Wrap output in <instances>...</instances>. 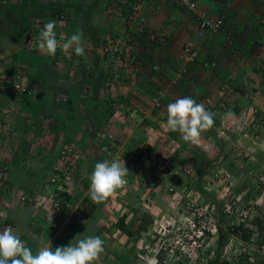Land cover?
<instances>
[{"label": "crops", "instance_id": "obj_1", "mask_svg": "<svg viewBox=\"0 0 264 264\" xmlns=\"http://www.w3.org/2000/svg\"><path fill=\"white\" fill-rule=\"evenodd\" d=\"M12 1L19 3L21 0H7L9 5ZM73 1L77 5L67 2L61 5V11L65 9L66 14H70L68 17L73 16L67 35L62 33L65 41L76 32L83 34L85 22L79 8L83 11L91 9L90 24L96 30L93 46L83 34L85 52L82 56L72 53L74 62L81 65L79 70L84 65L91 66V69L95 64L100 66L99 80L110 81L114 74L108 72L112 68V59L104 62L99 59L104 53V45H109L121 54L120 58L115 56L113 63V68L120 69L121 83L116 87H105L103 82L100 86L95 82L98 94L84 96L86 105H83L79 95L68 94L73 73L64 76L58 68L51 70L55 62L45 57L38 47L29 53L2 34L7 29L2 27L3 9L0 10V232L5 228L13 229L34 254L49 241L55 250L83 234L99 236L104 241L105 251L96 264H138L140 256H146L131 252L122 228L131 232L130 217L141 219L144 216L147 223L153 214L151 211L149 214L145 206H132L136 202L143 206L139 201L142 195L149 193L144 176L145 163L158 157L169 162H182L184 159L180 157L185 155L188 159L198 148L184 142L179 133L163 127L167 106L185 96L204 105L210 95L223 98L234 82L239 88L234 97L241 101L238 111L251 110L249 95H264V84L260 85V81L264 82V9H257L256 0H232L220 4L196 0V10L189 12L175 0H145L137 24L148 28V21L153 20L163 43L156 54L160 57L157 61L160 69L153 73L147 67H139L137 56L141 50L134 54L129 49L132 46L126 45L122 34L126 25L113 14L119 10V17H122L121 6L127 0H115L118 3L116 10L113 5H107L112 0ZM220 15L227 17L225 26L199 40L201 54L198 62L189 66L180 53L184 44L196 45V18H217ZM132 48L139 49L137 46ZM128 59L131 63L135 60L133 67ZM63 60L70 59L59 57V62ZM17 70L24 86L31 90L28 95L11 91L10 73ZM19 70L25 76L22 74L21 77ZM249 88L252 89L250 93ZM220 89L224 90L223 93ZM159 91L165 96L160 107L154 108L151 102ZM59 95H67L69 102L60 100ZM241 97L246 98L241 100ZM62 102L68 104L59 108L62 104L57 103ZM92 102H96L97 107ZM68 139L73 141L77 155L73 163H68L69 169L64 170L67 174L59 175L62 181L59 187L58 183L48 180L56 174L49 168L50 153L61 149ZM212 147L213 151H223L218 145ZM176 152L180 156H176ZM104 159L124 160L129 172L126 177L128 187L117 189L105 202L94 204L89 196V177L95 164ZM141 168L143 174L139 171ZM73 179L80 182L81 189L71 188ZM55 189L63 190L68 196L66 205L58 210L49 203L55 196ZM152 192L155 193L156 189ZM22 195L29 201H22ZM122 219V226L114 230L113 226ZM114 231L116 236L119 233V240L114 239Z\"/></svg>", "mask_w": 264, "mask_h": 264}, {"label": "rangeland", "instance_id": "obj_2", "mask_svg": "<svg viewBox=\"0 0 264 264\" xmlns=\"http://www.w3.org/2000/svg\"><path fill=\"white\" fill-rule=\"evenodd\" d=\"M49 1L51 0H36L43 7L47 6V9L43 10L42 14L37 13V11H31L32 13L26 12L21 15V27L26 32H24L25 35L21 42L19 44L15 43L18 45L17 47L27 49L29 53L35 47H38L39 29H42L43 25L49 21L56 22L54 31L57 34L58 42L67 41H65V36L62 33L67 35V27L72 25L73 16L68 17L70 14L67 15L66 11H64L65 9L61 11V5L66 2L73 5H77V3L73 0H60L57 3ZM127 1L122 3L121 8L125 9L127 6L131 8L137 2L141 7L145 0H129L130 3ZM6 3H8L7 0H0V10L3 9L4 11ZM175 3L188 11L191 9L182 0H175ZM256 3L259 5L257 9L263 11L264 0H256ZM50 4L51 6H49ZM28 5L31 4L28 3ZM107 5L109 7L113 5L114 10H116L118 3L112 0ZM63 11L65 12L64 16L62 15ZM140 11L141 9L139 8L137 13L133 15L134 17L132 16L135 22H131V20L128 24L124 22L126 26L125 31L122 33L124 34L123 38H125L126 45L132 47L136 46V44H129L131 39L129 33L139 32L138 29L141 28V25L137 24V16ZM113 14L118 19L121 18V22H123L124 16L119 17V10ZM148 22L149 27L145 28L144 25L141 29L151 33V37H160L156 26H154L156 23H153V20ZM2 27L8 30L4 22ZM109 38L112 37L110 36ZM11 42H13V39ZM28 42L33 44L27 46L26 43ZM191 44L195 45L194 43ZM107 47L110 46L107 45ZM132 47L129 49L134 51V54H137L139 50H141V53L143 52L144 47L137 46L139 49L136 48L134 50ZM111 50L114 51V48H111ZM117 52L119 53V51ZM72 53L74 51L65 53L58 48L55 56L47 54L44 56L52 58L55 62V64L51 65L54 66L50 68L51 70L58 68L64 76H67L68 73H73L68 87V94L79 95L81 97L79 100L82 101L83 105H86V101L83 100L85 99L83 98L84 96L93 95V91L98 94V87L95 88L94 84L99 82L98 86H100L101 82H103L98 78L100 76L99 70L102 68L95 64L92 69L91 66L87 67L84 65L79 70L81 65L79 66L76 60L74 62ZM120 55L114 56L117 58L119 56L120 58ZM59 57H67L70 60L59 62ZM109 58L104 60L112 59V65L110 66L109 64L112 68L108 72L112 71L117 76L112 74L113 77L110 81L106 80L103 85L105 87H116L121 83L120 69L117 66L114 67L115 69L113 68L115 57ZM198 58L199 56L189 65L198 62ZM99 59L101 61V58ZM72 61L74 62L73 65L70 64ZM134 62L135 60L132 63L129 61L131 67H133ZM20 71L21 77L22 74L25 76ZM105 73L103 72V75ZM16 74H18V70ZM89 74L90 78H87ZM21 83L24 85L23 81ZM263 84L264 82L260 81V85L262 86ZM249 87L252 88V85ZM24 88L27 89V92H24L22 96L31 93L27 86H24ZM251 90H249V93ZM223 91V89H220L221 93ZM210 96L206 99L207 102L205 101L207 105H214L217 100L222 99L221 95L216 98L215 96ZM58 98L68 102L70 100L67 95H59ZM241 98V100H244L246 97ZM248 98L252 102L250 107L254 109L234 113L235 119L233 121L224 122L221 120L222 116L217 119L214 117L215 123L213 127L202 134L201 144L197 146L198 148H194V156L192 154V157L187 159L184 155L180 157V159L184 160L178 163L169 162L159 157L145 163L143 167L145 173H143L146 178V189L149 193L145 196L142 195L139 201L143 206L138 205L137 202L132 206L137 205L139 208L145 206L146 208H144L148 209L147 212L149 214L150 211L151 213L153 212L151 217L149 216L151 224L146 223L143 227L140 218L130 217L128 225L131 232L135 234L138 228L141 229L143 227V229L140 230L138 236L127 238L128 241L126 243L130 245L129 249L131 252L144 253L143 255L146 256H140L138 264H158L159 257L157 260V253L159 250L163 251L160 256L162 264H210L216 257H219L220 260H227L232 264H236L239 261H242L243 264H264V244L262 246L258 244L259 235H264V232L258 229V224L264 223V95L263 97L249 95ZM226 102L228 103L226 105L233 107L241 101L235 97L234 99H226ZM64 103L68 104L67 102L57 104H62L59 108H64ZM95 103L92 102L97 107ZM222 103H219V107L223 110L224 104ZM240 109L241 107H239ZM242 109L245 108L243 107ZM66 142L68 143L62 146L61 149L59 148L57 149L58 151L50 153L49 168L50 171L56 174H53L50 178L48 177V180L53 179L54 184L58 183L57 186L59 187L62 182L59 175H62L64 170L69 169L68 163L70 164L77 155L73 141L68 139ZM212 145H218L223 150L222 153L217 150L213 151ZM68 150L70 152L63 155V151ZM175 154L180 156L179 152ZM68 157H70V160H66ZM141 170L143 169L139 170L143 174ZM170 172L171 174H169ZM72 173L74 174V172ZM49 182L52 183L51 181ZM72 183L71 188H75V190L81 189V184L78 180L73 179ZM142 183H144V180H142ZM127 187L128 183H126L124 189ZM155 189L156 192L153 193L152 191ZM70 195L72 196V192ZM53 202L54 198L49 202L51 207H53ZM113 227L114 230L119 229V223ZM235 227H242V231L248 229L251 233L250 239L248 241L242 240L240 235L243 232L241 230L238 231L237 235L234 234L232 229ZM116 231L113 234H115L114 239L117 240L119 233L116 236ZM220 236H223L222 243L218 242Z\"/></svg>", "mask_w": 264, "mask_h": 264}, {"label": "clouds", "instance_id": "obj_3", "mask_svg": "<svg viewBox=\"0 0 264 264\" xmlns=\"http://www.w3.org/2000/svg\"><path fill=\"white\" fill-rule=\"evenodd\" d=\"M55 28V21L43 25L38 41V48L42 53L55 56L59 48L65 53L74 51L77 56L84 54L82 33L76 32L66 42L60 43L56 38ZM214 117L215 114L207 111L202 103L185 96L167 106V119L163 127L170 132L179 133L184 142L199 146L202 134L213 127ZM234 119L235 114L231 110L221 117L224 122ZM128 175L124 160L120 162L116 159H104L96 163L89 177L91 201L101 204L108 200L117 189L126 185ZM104 251V241L99 236L83 234L67 246L57 247L55 250L49 241L34 254L13 229L5 228L0 232V264H96Z\"/></svg>", "mask_w": 264, "mask_h": 264}, {"label": "trees", "instance_id": "obj_4", "mask_svg": "<svg viewBox=\"0 0 264 264\" xmlns=\"http://www.w3.org/2000/svg\"><path fill=\"white\" fill-rule=\"evenodd\" d=\"M132 1V0H131ZM211 2H214L216 4H220V3H229L232 0H209ZM28 3H30L31 5H28ZM190 3H193L194 7L192 9H190V11L192 12L193 10H196V6H197V1L196 0H191ZM29 6V7H28ZM51 6V4L49 5ZM48 6V7H49ZM47 6L42 7L40 4H38L36 2V0H21L19 3H16L14 1H12V3L9 5L8 3L4 5V11L2 13L3 15V22L4 25H7L8 30L7 31H3V35L7 36L10 39H13L14 43L19 44L21 42V39L24 38V35L26 31H24L21 27V23H20V17L21 15H23V13L26 12H30V11H35V10H41V11H45L47 8ZM79 8V7H78ZM123 9V8H122ZM131 8H128V6L123 9V13L122 15L124 16V20L123 22L125 23H129V21L131 20V22L133 21V14L130 10ZM79 11L81 10L82 12V16L84 19V30H83V34H85L88 38L89 43L91 44V46H93V44L95 43V37H96V30L93 28V26L90 24V11L91 9H87L85 11H83L82 9H78ZM189 11V12H190ZM220 12V11H219ZM221 16V20H222V27L218 30L220 31L224 26H225V21L227 20V17L224 15H220ZM208 17H198L196 18V28H195V37H196V45H193V50L197 53V56H199L201 54V46L198 44L199 40H202L203 38H205L207 35L212 34L214 32H212V30H207L205 33H200V24L201 22L206 19ZM142 28V27H141ZM139 32L133 33V34H129L131 35V39H130V43L131 45L136 44V46H141L144 47L143 48V52L137 56V61L139 60V67L140 68H144L147 67V69H150V65L148 64H153L154 62H156L158 65L159 63L157 61L160 60V57H157V51L158 48H161L163 46V43L161 41L160 37L155 38L154 40L151 39V33H148L147 30H140V28L138 29ZM217 32V31H216ZM188 43L184 44V46L182 47V51H181V55H183L184 50L186 49ZM151 48V49H150ZM150 50V51H149ZM104 53H102L101 55H99V58H101V61L104 62V60L106 58L109 57H115L114 55H119L120 53H118L117 51H112L111 47H107L104 46ZM114 52V53H112ZM159 56V55H158ZM157 57V58H156ZM194 65V63L192 64V66ZM190 66V65H189ZM160 67V65H159ZM239 88L235 86L234 82L231 83L230 85V89H228V91L226 92V94L224 95V97L220 100H218L214 105H207L204 103L205 108L207 109V111L212 112L215 114V118L217 119L220 116H223L224 113H226L227 111L231 110L233 113H237L239 110V103H237L235 106L231 107L226 102V99H234V94H236L237 90ZM95 93V91H94ZM207 102V101H206ZM223 102L222 104H224V108L223 110L219 107V103ZM68 199V196L66 195L65 192H63V190H57L55 189V196H54V202L58 201L59 203V208L61 209L65 204V200ZM84 214V213H83ZM145 217L142 216L141 217V222H142V226L144 227V225L146 224V220L144 219ZM123 222V219L121 221H119V226L121 225V223ZM147 224H150V221L147 222ZM259 228L261 230V232H264V223H259ZM122 226V225H121ZM143 227L140 229L138 228L137 233L134 234V232H129L126 231L124 228L123 229V234L127 235L128 238H132L133 236H138L140 230L143 229ZM241 230L242 231V227H235L234 229H232V232L234 234H238V231ZM242 235L241 238L244 241H248L251 237V233L248 229H244L242 231ZM223 241V236L219 237V243H222ZM259 245H263L264 244V235H259V241H258ZM163 253V251H158L157 253V260H158V264H162V260L160 258L161 254ZM210 264H232L227 260H220L219 257H216ZM236 264H243L242 261L237 262Z\"/></svg>", "mask_w": 264, "mask_h": 264}, {"label": "built area", "instance_id": "obj_5", "mask_svg": "<svg viewBox=\"0 0 264 264\" xmlns=\"http://www.w3.org/2000/svg\"><path fill=\"white\" fill-rule=\"evenodd\" d=\"M138 1H140V0H138ZM182 2L186 6H189V8H191V9L194 7L193 3H190L191 0H182ZM139 8H140V4L137 2V3H134L132 5L130 10H131L132 14L135 15V13H137ZM221 19H222L221 17L204 19L201 22L200 27H199L200 33H201V31H202V33H205L207 30H212V32L218 31L222 27V24H223ZM40 31H41V28L39 29V33H40ZM155 38L156 37H154V36L151 37L152 40H154ZM115 43L118 44V42H116V41H115ZM31 44H33V43H31V42L26 43L27 46L31 45ZM111 44H113V42H111ZM183 57L186 60L185 61L186 63H192L195 60V58L197 57V53L193 50V45L191 43L187 44L186 49L183 52ZM148 65H150V69H149L150 72L157 73L160 69L159 65L156 62H154L153 64L152 63L148 64ZM10 78H11V83H12L11 91L14 94L22 95L24 92H27V89L24 88V85L21 83L20 77L18 74H16V73L11 74L10 73ZM0 79H1V74H0ZM164 96L165 95L163 94V92H161V91L157 92V96L155 97V99L152 102V107L159 108L160 107V101H162ZM69 152H70L69 150L63 151V155H66ZM64 172L62 173V176H65L67 174L66 172L65 173ZM50 181L52 183H54L53 179H51ZM20 199L22 201L28 199L27 201H29V198L26 197L25 195H22ZM53 208L58 210V208H59L58 201L53 202Z\"/></svg>", "mask_w": 264, "mask_h": 264}]
</instances>
